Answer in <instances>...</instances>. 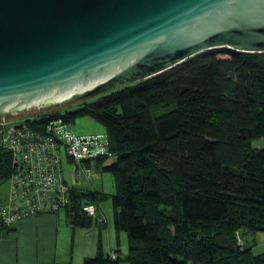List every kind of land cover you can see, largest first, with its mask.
<instances>
[{
  "label": "trees",
  "instance_id": "obj_1",
  "mask_svg": "<svg viewBox=\"0 0 264 264\" xmlns=\"http://www.w3.org/2000/svg\"><path fill=\"white\" fill-rule=\"evenodd\" d=\"M76 114L105 129L114 158L94 160L111 173L112 226L124 231L127 252L109 257L98 240L93 254L70 264H262L264 252L238 245L236 233L264 230V145H251L264 138V51L205 48L36 115L69 123ZM8 170L0 150V183ZM102 196L70 186L67 221L94 223L80 204Z\"/></svg>",
  "mask_w": 264,
  "mask_h": 264
},
{
  "label": "water",
  "instance_id": "obj_2",
  "mask_svg": "<svg viewBox=\"0 0 264 264\" xmlns=\"http://www.w3.org/2000/svg\"><path fill=\"white\" fill-rule=\"evenodd\" d=\"M215 46L264 51V0H0V114L87 98Z\"/></svg>",
  "mask_w": 264,
  "mask_h": 264
},
{
  "label": "built area",
  "instance_id": "obj_3",
  "mask_svg": "<svg viewBox=\"0 0 264 264\" xmlns=\"http://www.w3.org/2000/svg\"><path fill=\"white\" fill-rule=\"evenodd\" d=\"M27 107L6 110L0 114V150L7 152L9 170L0 198V231L19 217L40 212H55L68 203L70 185L63 177L61 160L76 161L85 177L95 175L94 158L113 156L107 148L104 132L79 134L61 117L37 121ZM23 111L18 112V110ZM95 203L86 200L80 209L93 215ZM236 243L242 239L236 233ZM109 257L112 250L106 251Z\"/></svg>",
  "mask_w": 264,
  "mask_h": 264
},
{
  "label": "crops",
  "instance_id": "obj_4",
  "mask_svg": "<svg viewBox=\"0 0 264 264\" xmlns=\"http://www.w3.org/2000/svg\"><path fill=\"white\" fill-rule=\"evenodd\" d=\"M95 205L96 211L97 203ZM95 211V222L89 226L71 225L64 209L17 218L10 227L0 231V264H70L93 254L98 240L104 252L112 250L117 255L112 249V236L115 247L119 246L122 236L114 228L110 230L105 227L103 241L101 228L104 223ZM242 232L243 243L249 246L253 254L264 252V230ZM68 236L71 237L72 246L64 248Z\"/></svg>",
  "mask_w": 264,
  "mask_h": 264
},
{
  "label": "rangeland",
  "instance_id": "obj_5",
  "mask_svg": "<svg viewBox=\"0 0 264 264\" xmlns=\"http://www.w3.org/2000/svg\"><path fill=\"white\" fill-rule=\"evenodd\" d=\"M94 95L87 97V99H92ZM77 100H67L63 102H59L50 106H39V107H27L28 109L25 111L28 112H40L43 108H58L61 111L66 108H71L75 104ZM23 111V109L18 110V112ZM69 128L74 131L75 133L79 134H89V133H98V132H104L105 129L103 125L97 121L96 119L86 115V114H76L69 118ZM251 145L253 147H259L264 145V138H255L251 140ZM113 156H109V158H112ZM108 158V159H109ZM93 169L96 171L95 175L85 177L82 173L79 164L76 161H72L71 159H67L64 156L61 160V169L63 177L66 181V183L70 186H73L75 188H81L86 190H95L97 192H100L103 194L102 197L96 200L98 209L95 211V213H98L99 218L102 219L104 225L101 228L102 230V239L105 240V227H108L110 230H113L112 221H111V206L109 201V193L113 190V184H112V177L111 173L106 170H101L99 167V164H92ZM5 183H2L0 186V198L4 196V190H5ZM98 223L100 224V220H98ZM93 225V223H92ZM122 238L119 239V246L115 247V243L113 242V236H112V249L116 251L117 255L120 257H123L127 252V239L125 236V233L123 230H119ZM240 237L243 238V232H240ZM243 240V239H242ZM72 246V240L71 237L67 238L65 247Z\"/></svg>",
  "mask_w": 264,
  "mask_h": 264
}]
</instances>
